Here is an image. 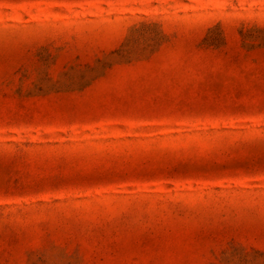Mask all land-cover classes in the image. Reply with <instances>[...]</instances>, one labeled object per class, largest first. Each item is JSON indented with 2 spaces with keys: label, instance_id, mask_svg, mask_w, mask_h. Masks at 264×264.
<instances>
[{
  "label": "rangeland",
  "instance_id": "rangeland-1",
  "mask_svg": "<svg viewBox=\"0 0 264 264\" xmlns=\"http://www.w3.org/2000/svg\"><path fill=\"white\" fill-rule=\"evenodd\" d=\"M0 264H264V0H0Z\"/></svg>",
  "mask_w": 264,
  "mask_h": 264
}]
</instances>
